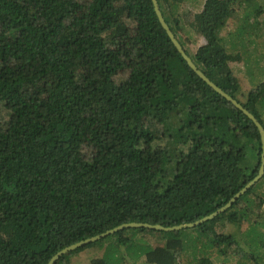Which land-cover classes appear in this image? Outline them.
I'll return each mask as SVG.
<instances>
[{
	"label": "trees",
	"instance_id": "obj_1",
	"mask_svg": "<svg viewBox=\"0 0 264 264\" xmlns=\"http://www.w3.org/2000/svg\"><path fill=\"white\" fill-rule=\"evenodd\" d=\"M182 1L157 0L171 32L264 129V82L240 99L229 68L241 57L249 63L247 43L259 49L264 20L254 17L264 0H204L188 24L204 40L193 54L181 37ZM233 19L239 26L224 38ZM0 113L8 117H0V264H47L65 247L125 223L196 222L259 171L256 126L188 68L151 0H0ZM210 120L239 124V135L255 146L251 168L243 167L242 148L204 136ZM262 188L264 174L194 228L122 230L56 264L111 236L117 241L89 264H216L212 255L234 245L237 258L264 264ZM225 223L247 225L239 242L220 232Z\"/></svg>",
	"mask_w": 264,
	"mask_h": 264
},
{
	"label": "rangeland",
	"instance_id": "obj_2",
	"mask_svg": "<svg viewBox=\"0 0 264 264\" xmlns=\"http://www.w3.org/2000/svg\"><path fill=\"white\" fill-rule=\"evenodd\" d=\"M263 0H252V6L256 3H261ZM204 4V0H183L180 4V9L178 11V17H180L181 24L185 25L184 32L182 33L181 37L183 40H188L186 42V49L190 54H193L197 47L201 46L204 43V40L200 35H198L196 32L192 31L191 29H188V24L193 20V17L195 14L199 13L202 9V6ZM258 20L261 24L263 23L262 20H264V9L256 16L254 17ZM229 20L227 23V27L224 28L222 31V36L224 38H227V35L238 28L239 22ZM252 22H254V19H252ZM259 35L261 36V39L258 40V44H262V41L264 40V26L259 25ZM190 43V44H189ZM253 51L252 46L247 43V54L249 56V63L246 64L245 60H243V57H241V61H234L233 63L229 64V68L232 71L233 76L238 81L239 87L241 89V97L240 99L244 100V96L252 91L253 89H256L257 86L264 82V55L263 58L258 61L254 62L253 57L259 56L260 53H257L260 50ZM264 46V45H263ZM235 51V50H234ZM262 53V52H261ZM122 79L121 77H119ZM120 80L117 79L116 83H119ZM263 119H264V111H260ZM0 117L2 120H7L8 117L5 113H0ZM208 123H204V125L201 127L202 131H204V136H213L218 137L220 140H222L225 144L232 143L235 145V147L242 148L244 151V168L248 167L251 168L254 165V158H255V152H254V143L252 141H248L246 138L239 135V131L237 130V127L239 124L237 122H226V128L221 127L220 123H216L214 120L207 121ZM168 131L172 134L174 130L170 129L169 126H166ZM264 191V188L259 189V193L262 194ZM264 212V205L262 206V211ZM220 232H223L224 234H232L234 235L235 239L239 242L240 241V234L245 231L247 228L246 224H243L240 229H237V227L232 226L230 224L225 223ZM192 232L186 231V233ZM141 237V236H139ZM148 240L152 241L148 237ZM118 238L116 237H109L103 242V246H99L98 248L90 247L83 249L80 252H77L70 256V258L62 262V264H89V262L92 259L95 258H102L104 257V249H106V245L110 243H114L113 241H117ZM115 246V245H110ZM108 249L111 251V248L108 247ZM238 254V251L235 250V245L230 246L225 256H218L217 254L212 255V260L216 264H252L251 262H244V259L239 256V258L236 257V254ZM134 254V253H133ZM185 261V260H183ZM127 264H133L132 262H128ZM137 264H142V261L137 262Z\"/></svg>",
	"mask_w": 264,
	"mask_h": 264
},
{
	"label": "water",
	"instance_id": "obj_3",
	"mask_svg": "<svg viewBox=\"0 0 264 264\" xmlns=\"http://www.w3.org/2000/svg\"><path fill=\"white\" fill-rule=\"evenodd\" d=\"M154 8V12L157 16V19L162 27V29L165 31L167 34L168 38L170 39L171 43L173 44L174 48L176 51L180 54L182 59L185 61L186 65L188 66L189 69H191L198 78H200L208 87H210L215 93H217L220 97L225 99L229 104H231L234 108H236L238 111L242 112L244 116H246L249 120L253 122V124L256 126L259 136H260V142H261V156H260V166H259V171L256 177L253 178L250 182H248L227 204H225L222 208L216 210L212 214L196 221L193 223H188V224H180L177 226H172V227H163L161 225H151V224H146V223H125L122 225H119L111 230H108L102 234H99L97 236L91 237L89 239L80 241L78 243L72 244L68 247H65L58 253H56L47 264H56L60 258H62L64 255H67L83 246H86L91 243H95L101 239L106 238L107 236L113 235L117 232H120L122 230H127V229H145V230H151V231H164V232H174V231H179L183 229H189V228H194L202 223H205L209 220L214 219L216 216L219 214L223 213L226 211L234 202L236 199H238L241 195H243L250 187H252L255 183H257L263 176L264 174V129L262 125L259 123V121L245 108L241 106L235 99H233L231 96H229L227 93L222 91L219 87H217L214 83H212L192 62V60L189 58V56L185 53L184 49L182 46L179 44L173 33L171 32L170 28L166 24L157 0H151Z\"/></svg>",
	"mask_w": 264,
	"mask_h": 264
}]
</instances>
